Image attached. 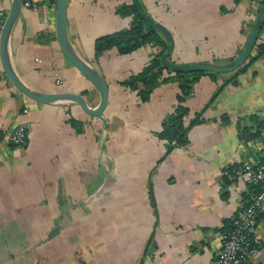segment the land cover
<instances>
[{"label":"crops","instance_id":"1","mask_svg":"<svg viewBox=\"0 0 264 264\" xmlns=\"http://www.w3.org/2000/svg\"><path fill=\"white\" fill-rule=\"evenodd\" d=\"M11 1L0 0V27ZM138 2L170 33L172 64L230 65L257 14L251 0ZM21 3L6 42L16 78L34 92L78 95L94 109L98 92L56 44L55 0ZM131 4L66 0L68 44L107 85L104 123L71 101L25 98L0 68V264H216L220 235L252 192L229 172L264 157L263 131L241 137L244 128L257 132L249 116L264 119V23L244 70L191 84L186 142L175 145L157 133L175 105L176 83L156 85L144 101L121 84L155 49L94 55L98 37L128 26L117 11ZM196 114L202 121L191 125ZM16 126L26 132L20 147L7 143ZM254 235L249 264H264V211Z\"/></svg>","mask_w":264,"mask_h":264},{"label":"water","instance_id":"2","mask_svg":"<svg viewBox=\"0 0 264 264\" xmlns=\"http://www.w3.org/2000/svg\"><path fill=\"white\" fill-rule=\"evenodd\" d=\"M21 0H12L7 14L0 27V68L5 76V78L11 83L13 88L21 93L25 98L40 103L48 104L57 101H71L75 103L80 110L89 117H96L102 123L104 120L102 118L103 110L107 103V85L102 79L101 75L88 64L81 61L75 53L72 51L68 44L66 37V0H55L54 4V35L55 41L58 49L62 56L68 61V63L80 74L82 75L90 85L98 92L99 102L94 109H90L84 99L78 95L70 93H51L44 94L31 91L26 88L20 81L16 78L15 74L11 70L6 56V42L10 28L16 18L19 16L21 8ZM132 5L137 11L139 17L144 21L146 26L156 29L161 33L165 41V50L160 57L161 65L164 69H167L172 73H194V72H204V73H223L227 71H232L237 68L244 70L245 61L247 60L252 47L255 43L259 30L264 23V4L257 12L252 25L250 27L249 33L246 36L244 44L240 49V52L236 58L232 61L230 65L225 67H218L214 65L204 64V63H193V64H172L166 61L167 55L171 52L173 42L170 33L160 24L156 23L148 14H146L138 0H132ZM56 231V228L52 232Z\"/></svg>","mask_w":264,"mask_h":264},{"label":"trees","instance_id":"3","mask_svg":"<svg viewBox=\"0 0 264 264\" xmlns=\"http://www.w3.org/2000/svg\"><path fill=\"white\" fill-rule=\"evenodd\" d=\"M263 3V1L260 2L261 5ZM117 13L130 19L128 26L98 37L94 41V55L97 56L109 49H115L119 55H125L146 45L155 49L156 52L152 54L148 63L138 73L129 76L121 84L128 90L134 91L140 101H144L156 85L165 82H175L178 89L175 105L172 112L162 121L157 137L168 144L174 142L175 145H183L186 142L187 132V128L184 126V119L188 116V109L183 106L184 99L190 94L191 84L200 76H214V73H172L164 69L161 65L160 57L164 53L166 44L160 36V32L146 26L132 4L119 8ZM262 50L259 48L258 52L260 53ZM248 119L255 122L257 132L250 134L248 129H242L241 137L244 141L257 137L261 131L264 132V119L257 118L254 115L249 116ZM200 121L202 120L196 114L190 124ZM70 122L75 125L74 121L70 120ZM258 164H264V157Z\"/></svg>","mask_w":264,"mask_h":264},{"label":"built area","instance_id":"4","mask_svg":"<svg viewBox=\"0 0 264 264\" xmlns=\"http://www.w3.org/2000/svg\"><path fill=\"white\" fill-rule=\"evenodd\" d=\"M261 1L264 2L251 0L252 9L258 10ZM23 6L35 9L34 5L26 2ZM25 137V128L16 126L9 133L7 143L12 147H20ZM229 173L231 176L240 177L252 192L246 203L234 213L228 229L220 235L216 264H249L251 256L259 246L254 230L260 214L264 211V164L244 163L237 172ZM226 174L229 175L228 172Z\"/></svg>","mask_w":264,"mask_h":264},{"label":"rangeland","instance_id":"5","mask_svg":"<svg viewBox=\"0 0 264 264\" xmlns=\"http://www.w3.org/2000/svg\"><path fill=\"white\" fill-rule=\"evenodd\" d=\"M123 17V16H122ZM102 36V35H101ZM214 75H215V73H214ZM166 83H168V82H165L164 84H166ZM191 90H192V88H191ZM186 99V98H185ZM184 99V100H185ZM183 106H185V107H188L187 105H185L184 103H183ZM192 114V113H191Z\"/></svg>","mask_w":264,"mask_h":264}]
</instances>
